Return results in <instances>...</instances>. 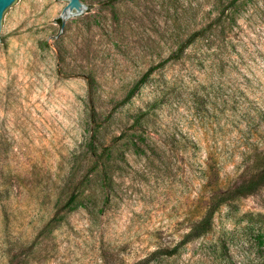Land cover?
Segmentation results:
<instances>
[{
  "label": "rangeland",
  "instance_id": "374dc122",
  "mask_svg": "<svg viewBox=\"0 0 264 264\" xmlns=\"http://www.w3.org/2000/svg\"><path fill=\"white\" fill-rule=\"evenodd\" d=\"M226 2L85 0L64 27L66 0L21 2L0 54V264H133L171 248L212 176L226 186L251 143L264 150V0L230 9L226 50L204 37L159 65ZM263 258L264 187L151 264Z\"/></svg>",
  "mask_w": 264,
  "mask_h": 264
},
{
  "label": "trees",
  "instance_id": "16d2710c",
  "mask_svg": "<svg viewBox=\"0 0 264 264\" xmlns=\"http://www.w3.org/2000/svg\"><path fill=\"white\" fill-rule=\"evenodd\" d=\"M223 1L224 0H220V3ZM239 1L240 0H227L226 5L218 15L212 18L205 26L192 32L188 38L182 42L180 47L169 58L161 62L159 65L166 63L170 60V58H179L189 45L204 37H207L209 40L212 39L213 43L217 41L221 42V44H218V46L223 48V50H226L227 46L232 45L230 34L237 21L231 14L230 9L234 7ZM59 22H61V19H59ZM227 55L229 58L231 57L229 52ZM154 68L155 67L150 68L136 83V85L131 90V95L154 70ZM259 119L260 125L262 126L261 122L264 120V110L260 111ZM211 168L212 166L210 169ZM239 168L243 169L241 174L237 175L235 177L236 180L230 182L226 186L216 184L219 182L217 175L212 176V178L209 176V179H211L208 185L213 186L209 199L206 202L203 214L191 223L189 230L183 235L181 240H179L171 248H158L148 256L136 261L133 264H151L153 261L159 258H169L178 255L181 247L186 246L199 238H204L210 234L215 226V215L222 206L232 205L240 198L254 194L264 187V150L260 149L258 144L251 143L250 146L247 147L242 156ZM237 263L254 264L253 261L249 263L246 260L236 261L235 263L226 262L225 264Z\"/></svg>",
  "mask_w": 264,
  "mask_h": 264
},
{
  "label": "water",
  "instance_id": "95a60500",
  "mask_svg": "<svg viewBox=\"0 0 264 264\" xmlns=\"http://www.w3.org/2000/svg\"><path fill=\"white\" fill-rule=\"evenodd\" d=\"M22 1L23 0H0V54L7 40V19ZM66 3L64 16L61 19L62 27L65 25L67 16H69V22L77 17L78 14L87 17L85 0H66Z\"/></svg>",
  "mask_w": 264,
  "mask_h": 264
}]
</instances>
